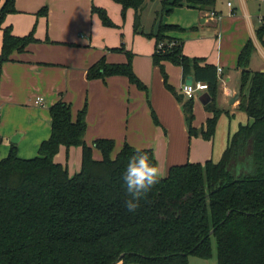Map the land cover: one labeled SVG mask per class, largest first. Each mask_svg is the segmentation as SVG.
Here are the masks:
<instances>
[{"label": "trees", "instance_id": "16d2710c", "mask_svg": "<svg viewBox=\"0 0 264 264\" xmlns=\"http://www.w3.org/2000/svg\"><path fill=\"white\" fill-rule=\"evenodd\" d=\"M112 1L122 7L123 21L128 10L135 11L136 34L155 39L153 63L182 104L190 137L212 140L224 113L217 104L222 76L218 67L184 55L183 41L172 36L184 31L180 26L160 20L156 32L145 33L141 23L145 0ZM161 3L160 17L184 5L215 11L217 0ZM17 12L16 0H4L0 75L15 52H26L39 42L34 31L16 36L12 26H4L7 16ZM92 13L105 27H118L104 8L94 6ZM47 14V7L39 11V15ZM256 36L263 43L264 23ZM254 49L250 40L238 59L242 69L239 110L251 122L230 137L218 162L172 166L144 195L135 212L124 206L128 195L121 175L129 158L140 151L158 167L153 149L125 143L116 151L111 139L88 145L87 107L74 120L69 104L59 101L53 105L51 135L41 144L39 155L22 159L13 145L8 157L0 161V264H190L192 257H214L213 238L217 264H264V72L249 69ZM110 51L124 53L126 62L110 64L103 57L88 70V80L124 76L139 90L148 91L134 72V54L123 43ZM164 62L182 67L185 82L191 76L194 83L208 85L211 101L205 109L211 117L204 128L194 127L195 101L181 98L168 84ZM61 147L68 151L82 148L78 174L71 176L67 166L55 161ZM95 150L100 159H95Z\"/></svg>", "mask_w": 264, "mask_h": 264}, {"label": "crops", "instance_id": "0c3cea01", "mask_svg": "<svg viewBox=\"0 0 264 264\" xmlns=\"http://www.w3.org/2000/svg\"><path fill=\"white\" fill-rule=\"evenodd\" d=\"M161 1L145 0L142 30L147 34L156 32L160 20L180 26L184 31L172 36L183 41L184 55L202 58L223 70L217 104L224 113L212 140L190 137L182 104L166 87L161 69L153 63L155 39L134 33V10H128L123 21L122 7L112 0H16L18 12L8 15L4 26H12L16 36L34 31L39 42L31 44L26 52H15L0 75V161L8 157L13 145L20 158L36 157L41 144L51 135L50 108L63 101L71 106L74 120L87 107L88 145L98 139H111L116 151L125 143L136 149L151 148L162 178L172 166L218 162L230 137L241 125L250 123L239 110L240 97L232 101L242 91L238 59L250 40L255 49L249 69L264 72V40L262 43L256 36L264 23V7L256 0H221V5L217 0L215 11L184 5L160 17ZM159 2L161 9L153 17L152 3ZM94 6L104 8L118 27H105L92 13ZM44 7L48 9L47 16L39 15ZM212 12L217 16L212 18ZM2 41L0 30V53ZM122 43L134 54V72L148 91L139 90L124 76L88 80V70L103 57L110 64L126 62L124 53L110 51ZM163 65L168 84L181 95L186 83L182 67L170 62ZM205 94L201 93L194 105V127L198 130L211 117L200 101ZM38 98H43L42 105L36 103ZM225 123L227 127H221ZM16 135H20L18 142L13 143ZM94 157L100 159V152L95 150ZM55 161L67 166L74 176L81 170L82 148L68 151L61 147ZM200 260L192 257L190 264H209ZM211 264H217V259Z\"/></svg>", "mask_w": 264, "mask_h": 264}, {"label": "clouds", "instance_id": "9594fccd", "mask_svg": "<svg viewBox=\"0 0 264 264\" xmlns=\"http://www.w3.org/2000/svg\"><path fill=\"white\" fill-rule=\"evenodd\" d=\"M162 178L160 170L150 161L146 152L133 154L121 175L122 186L128 198L124 206L129 212H135L140 206V200Z\"/></svg>", "mask_w": 264, "mask_h": 264}, {"label": "built area", "instance_id": "2783aa9c", "mask_svg": "<svg viewBox=\"0 0 264 264\" xmlns=\"http://www.w3.org/2000/svg\"><path fill=\"white\" fill-rule=\"evenodd\" d=\"M258 1L263 7H264V0H256ZM229 6H231V4L229 3ZM216 13L212 12L211 13V17L214 18L216 17ZM222 69L219 68L218 72L219 75L222 74ZM208 91V85L206 83H202V82H198V83H192V84H187L185 83L182 87H181V93L185 95L186 99H192V100H197L200 96L201 93L207 92ZM43 102V98H38L36 100V103L39 105H42Z\"/></svg>", "mask_w": 264, "mask_h": 264}, {"label": "rangeland", "instance_id": "374dc122", "mask_svg": "<svg viewBox=\"0 0 264 264\" xmlns=\"http://www.w3.org/2000/svg\"><path fill=\"white\" fill-rule=\"evenodd\" d=\"M159 1V0H158ZM219 1V3H220V5H221V0H218ZM155 2V1H154ZM218 3V2H217ZM153 4V11H152V16L154 17V15H155V12L156 11H158V10H160L161 9V5H160V2L159 3H152ZM260 6H262V5H260ZM150 21V20H149ZM135 33V32H134ZM136 34V33H135ZM141 35V34H140ZM123 39H124V37H123ZM218 108H220L219 106H218ZM241 114L243 115L242 117H247L246 116V114L244 113V112H241ZM241 114H239V115H241ZM247 119V118H246ZM250 120V119H249ZM226 121V120H225ZM250 122H251V120H250ZM243 124H246V123H243ZM226 125V123L225 124H221V127H224ZM232 126H235L234 125V123H233V125ZM226 127H227V125H226ZM224 129V128H223ZM38 155H39V153H38ZM38 155H36V157L38 156ZM33 158H35V157H33ZM72 175H74L73 174V172L71 173ZM212 243H213V251H214V257L213 258H211V259H209V260H207L208 262L207 263H209V264H211V263H214V261H216V259H217V244H216V240H215V238H213L212 239ZM197 261H199V260H197ZM200 261H202V260H200ZM213 261V262H212Z\"/></svg>", "mask_w": 264, "mask_h": 264}, {"label": "water", "instance_id": "95a60500", "mask_svg": "<svg viewBox=\"0 0 264 264\" xmlns=\"http://www.w3.org/2000/svg\"><path fill=\"white\" fill-rule=\"evenodd\" d=\"M186 83H187V84H192V83H193V77H191V76L188 77V79L186 80ZM241 93H242V91H239V92L235 95V97L233 98L232 103L239 99ZM180 97H181V98H185V95H184V94H181ZM200 101L202 102L203 105H207V104L211 101V99L209 98L208 94H205V95H203V96L201 97ZM19 136H20V135H16V136L12 139V142H13V143H17V142H18V138H19Z\"/></svg>", "mask_w": 264, "mask_h": 264}]
</instances>
